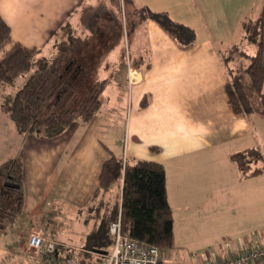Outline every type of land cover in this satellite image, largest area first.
<instances>
[{
	"label": "crops",
	"instance_id": "0c3cea01",
	"mask_svg": "<svg viewBox=\"0 0 264 264\" xmlns=\"http://www.w3.org/2000/svg\"><path fill=\"white\" fill-rule=\"evenodd\" d=\"M130 1L133 8L165 14L173 24L178 22L169 17L168 7L175 10L173 14L190 13L197 19L196 24L186 23L179 28L174 25L178 34L174 29L166 31L153 20L142 22L131 35V55L126 59L131 65L123 62L121 41L101 59V64L120 66L116 68L120 74L115 94L121 96L123 92L127 110L122 136L114 141L119 154L164 166L174 242L177 236L187 241L193 236L202 239V232L211 229L206 236L211 241L195 249L220 244L224 238L231 240L230 245L220 244L211 251L195 253L210 251L218 259L229 252L228 248L235 252L252 245L264 247V172L241 178L231 160L232 155L254 148L262 153L259 165L264 166V114L260 106L248 116L234 114L224 90L226 70L235 69L236 59L224 57L230 49L237 50L243 44L247 48L237 54L253 55L254 47L244 40L243 25L261 14L264 43V0ZM232 7L237 8L234 14ZM98 10L109 12L108 0H0V16L10 27L13 39L38 48L40 55L47 58L56 56L58 43L64 41L66 36L60 34L65 24L72 27L76 38L84 41L91 37L95 30L87 25L88 18L92 19ZM225 13L234 15L230 39H226L223 27ZM204 17L213 20L212 24L208 22L211 27L200 23ZM215 20L218 23L214 25ZM47 47L51 51H45ZM143 98L148 104L141 108ZM95 123L93 119L88 124H78L73 131L68 133L69 128L67 134L53 140L52 146L45 145L52 153L51 159L37 155L32 174L26 179L27 184H33L26 189L25 182L19 185L25 218L29 219L26 234L30 221H34L31 218L43 215L52 201L84 209L91 198L101 165L108 157L105 145L98 143L94 133ZM44 161L53 170L52 179L44 184L50 189L42 200L37 175L45 172ZM205 224L212 227L206 228ZM4 258L0 252V264H16L3 262ZM20 260L33 263L26 247ZM164 260L171 262L165 252L161 264ZM189 262L192 264L190 259Z\"/></svg>",
	"mask_w": 264,
	"mask_h": 264
},
{
	"label": "trees",
	"instance_id": "16d2710c",
	"mask_svg": "<svg viewBox=\"0 0 264 264\" xmlns=\"http://www.w3.org/2000/svg\"><path fill=\"white\" fill-rule=\"evenodd\" d=\"M108 3L109 12L98 10L92 19L91 16L85 18L90 20L87 25L95 30L86 40L76 38L69 24L62 26L61 32L67 37L58 43L53 58L44 57L38 48H29L14 40L10 27L0 16V89L33 69L23 87L7 102L6 110L19 134L37 132L56 139L75 121L90 123L100 111L109 82L96 74L104 55L121 41L123 62L131 65L126 60L131 55V35L142 22L153 20L166 31H173L174 24L163 13L133 8L130 0H108ZM243 29L245 42L254 47L255 52L239 55L247 60L245 71L264 114L263 14L244 23ZM226 73L224 90L233 113L252 114L256 107L238 73L233 68ZM147 104L148 100L143 98L140 107ZM104 149L108 157L101 165L97 187L84 207L94 218L102 216L100 231L93 246L77 253L78 264H93L95 251H101L102 246L112 247L108 227L118 215L123 236L157 247L163 253L174 249L173 213L168 202L164 166L125 159L106 146ZM231 160L241 178L264 172V166L259 165L263 155L258 149L232 155ZM7 176L0 173V235L9 231L23 212L22 192L16 187L20 179L10 183ZM114 186L119 191L113 193Z\"/></svg>",
	"mask_w": 264,
	"mask_h": 264
},
{
	"label": "rangeland",
	"instance_id": "374dc122",
	"mask_svg": "<svg viewBox=\"0 0 264 264\" xmlns=\"http://www.w3.org/2000/svg\"><path fill=\"white\" fill-rule=\"evenodd\" d=\"M166 9L169 13V17H172L176 20V22H178L177 24H174L176 27L179 28L180 25H185L186 23L196 24L197 18L190 13L173 14L175 10L172 7H168ZM178 11H180V9ZM236 11L237 8L232 7L233 14ZM233 16L234 15L225 13L223 17V20L226 22L223 24V27L226 29V39H230L232 32H234V22L231 18ZM210 20V18L208 20L204 17L202 20L203 22L201 21L200 23H202L205 28L211 27L208 22L212 24L213 20ZM217 20L214 21V25L218 23ZM174 25L173 27L171 26L172 29L176 28ZM124 29H127L128 31L127 27H124ZM174 30H176L177 34L179 33L177 29ZM60 35H62V33ZM66 37H64V39H66ZM131 46L130 41V49ZM244 48H247V46L244 47L243 44L242 47H239L237 50L235 48L230 49L229 55L226 54L224 59H230L231 56H234V58L236 57L235 64L233 63L235 70L243 82L253 105L255 107H259V99L251 88L249 78L245 71L247 60L237 54V52L243 50ZM45 51H51L50 47H47ZM107 65H109V69L105 70L104 66ZM229 65L231 66V63ZM98 67L99 69L102 67V70L96 73L97 77L100 79H107L109 81V86L107 85V88L102 96L100 111L94 119L96 122L94 133H96L98 143L101 146L105 145L114 153L118 154L120 153V149L119 146H117V142L114 141L122 136L125 124L124 119L126 117L127 110V105L123 99V92H121V96H119L120 94H115L116 89L114 86H116L115 84L118 81L117 76L120 74L118 72L119 68H116L120 66H116L115 64H98ZM32 72L33 69L30 72L17 77L12 84L6 85L4 89H0V173H5L6 176L8 175L7 178L10 180V183L15 182L19 178L20 182L16 184V187L19 188V185L23 186L25 182V189L33 184L32 181L27 184L26 179L32 174L30 171L33 168L32 166L37 162V155L40 156L43 154V158L51 159L50 157L52 153L46 150L45 145L52 146L53 140H55V138H46L37 132L19 134L16 130L15 124L8 115V110H6V108L8 109L9 107L7 105L9 97L14 96V94L23 87ZM78 124H81V122L75 121L67 132L69 133L79 127L80 125ZM67 132L65 134H67ZM44 163L46 165L45 172H43L44 174L42 173L37 175L38 181L40 182V185L38 184V193H42V200L45 198L50 189V187L46 188L44 184L47 185L48 181L52 179L53 170V167H50V164L47 165L46 161H44ZM58 170L59 169H57V171ZM25 176L27 177L24 178ZM112 191L113 193L117 192V186H114ZM38 209H40V206ZM25 216V208L23 207L22 215L17 219L16 224L12 226L6 234H2L0 237V252L5 256L3 259V262L5 263L11 262L16 264H28L25 261H21L20 256L24 254L28 234L34 228H41L49 241H54L71 249L83 251L96 243L95 238L99 235V227L102 220V216L96 219L85 208L80 209V207H73L61 201L55 202L54 200L49 203L43 215L41 214L39 217L31 218L34 219V223L30 221L31 226L28 228V233L26 234L25 230L29 219L25 218ZM204 227L211 228L212 225L205 224ZM209 231L211 232V229L205 233L202 232V239L193 236L191 240L187 241L180 236H177V239L174 242L176 247L172 250L165 251V255L170 256L171 262L164 260V264H190L189 259L192 252L200 253L201 251H211L214 249V246H217L218 248L220 244L224 245L225 243L230 245L231 240L224 238L220 241V244L195 249L194 247L203 245L206 241H211L206 237ZM184 245L193 248L183 249L184 247L182 246ZM110 249L111 248H108L107 246H102V248H100L101 251L106 252L110 251ZM210 251L208 253H210ZM93 261V264H100L96 258H94Z\"/></svg>",
	"mask_w": 264,
	"mask_h": 264
},
{
	"label": "built area",
	"instance_id": "2783aa9c",
	"mask_svg": "<svg viewBox=\"0 0 264 264\" xmlns=\"http://www.w3.org/2000/svg\"><path fill=\"white\" fill-rule=\"evenodd\" d=\"M108 232L113 239L110 251L105 255L94 253L100 264H161L163 252L159 248L123 236L119 215L109 225ZM25 245L33 258L32 264H78L79 250L47 240L39 228L32 229ZM228 251L218 259H214L210 253L194 252L190 260L192 264H264V247L252 245L235 252L228 248Z\"/></svg>",
	"mask_w": 264,
	"mask_h": 264
},
{
	"label": "water",
	"instance_id": "95a60500",
	"mask_svg": "<svg viewBox=\"0 0 264 264\" xmlns=\"http://www.w3.org/2000/svg\"><path fill=\"white\" fill-rule=\"evenodd\" d=\"M95 253H98V254H102V255H105L107 252L106 251H95Z\"/></svg>",
	"mask_w": 264,
	"mask_h": 264
}]
</instances>
